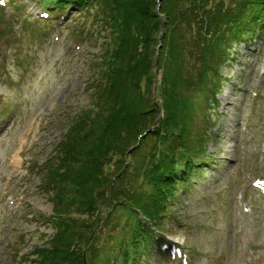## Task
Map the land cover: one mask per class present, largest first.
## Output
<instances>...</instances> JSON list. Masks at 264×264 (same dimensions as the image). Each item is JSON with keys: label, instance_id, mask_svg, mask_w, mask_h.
<instances>
[{"label": "trees", "instance_id": "obj_1", "mask_svg": "<svg viewBox=\"0 0 264 264\" xmlns=\"http://www.w3.org/2000/svg\"><path fill=\"white\" fill-rule=\"evenodd\" d=\"M38 1L84 12L91 21L74 35L104 33L105 41L91 67V109L70 120L42 166L55 233L51 249L28 261L83 264L92 240L87 264H141L177 183L184 188L193 159L205 157L218 68L235 40L259 28L264 0ZM104 228L109 243L96 249Z\"/></svg>", "mask_w": 264, "mask_h": 264}, {"label": "rangeland", "instance_id": "obj_2", "mask_svg": "<svg viewBox=\"0 0 264 264\" xmlns=\"http://www.w3.org/2000/svg\"><path fill=\"white\" fill-rule=\"evenodd\" d=\"M11 1L0 8V264H32L36 250L51 249L55 233L41 169L70 120L91 109V67L105 40L104 33L96 43L87 31L74 36L72 29L91 21L77 13L44 19L37 0ZM247 36L246 43L235 40L218 68L223 83L205 110L208 161L175 193L141 264H181L163 243L176 245L188 264H264V196L251 185L264 179V27ZM109 234H95L96 249ZM91 243L82 246L83 264Z\"/></svg>", "mask_w": 264, "mask_h": 264}, {"label": "bare ground", "instance_id": "obj_3", "mask_svg": "<svg viewBox=\"0 0 264 264\" xmlns=\"http://www.w3.org/2000/svg\"><path fill=\"white\" fill-rule=\"evenodd\" d=\"M19 8H20V9H19ZM14 9L16 10V12H18V11L21 10L22 8H21L19 5H17ZM15 162H16L17 164H19V161L16 160V158H15ZM16 163H15V164H16Z\"/></svg>", "mask_w": 264, "mask_h": 264}, {"label": "snow or ice", "instance_id": "obj_4", "mask_svg": "<svg viewBox=\"0 0 264 264\" xmlns=\"http://www.w3.org/2000/svg\"><path fill=\"white\" fill-rule=\"evenodd\" d=\"M0 2H2V0H0Z\"/></svg>", "mask_w": 264, "mask_h": 264}, {"label": "water", "instance_id": "obj_5", "mask_svg": "<svg viewBox=\"0 0 264 264\" xmlns=\"http://www.w3.org/2000/svg\"><path fill=\"white\" fill-rule=\"evenodd\" d=\"M151 129H149V131H150Z\"/></svg>", "mask_w": 264, "mask_h": 264}]
</instances>
